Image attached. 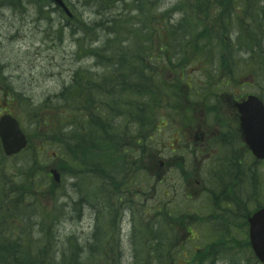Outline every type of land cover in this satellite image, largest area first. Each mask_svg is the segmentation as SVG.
I'll return each instance as SVG.
<instances>
[{"label": "trees", "instance_id": "1", "mask_svg": "<svg viewBox=\"0 0 264 264\" xmlns=\"http://www.w3.org/2000/svg\"><path fill=\"white\" fill-rule=\"evenodd\" d=\"M13 2L14 0H0V7ZM37 2H47V0H38ZM68 2L74 9L73 3ZM77 2H81L82 6L93 8L100 17L97 20L85 22L78 14H75L68 21L72 35L83 33V36L88 34L98 36L97 34L101 33L106 37L99 47L84 46V43L80 44L83 36L76 37L78 50L86 52L97 65L113 66L116 64L120 67L118 75L123 76L130 85H134L136 94L143 96L148 93L149 96H145V100L134 104L136 116L143 115L141 112H137L139 105H142L144 110L145 103L149 104L152 111L172 91L156 68L151 67L149 71L143 70L148 65L147 60L151 58H148L146 51L152 56L155 62L153 65L164 62L176 73L180 71V68L187 67L195 61L199 62L198 64L201 66L208 65L203 62L209 60L212 65L213 59H216L218 65L215 68L209 65L207 70V87H199L202 93L205 89L208 92L209 86L213 82H218L221 76H231L239 67L242 69V63L246 70L255 76L259 75L262 63L264 64V0H180L175 8L183 10L185 15L175 24L166 23L168 18L166 13L157 11L156 2L158 0H133L135 15L130 12L125 14L122 10L119 15H113L111 19H106V16L112 15L111 10L118 5V0H77ZM235 10H239L241 14L238 16H243L244 19L238 17L240 22L232 24L228 20L230 14ZM134 19H137L139 23L136 28L132 27ZM232 31L236 33V36L234 39H229V34ZM173 39L178 40L177 46L171 44ZM160 51L168 52L170 56H162ZM238 51H243L248 56L239 57L236 55ZM127 52L132 53L128 54ZM127 67L134 68L127 70ZM80 74L81 71H75L74 79L78 80ZM71 87L68 93L70 96L73 94L72 99L76 103L81 102L82 106H86L80 86ZM173 91H175L174 87ZM61 99V104L55 106L56 109H60V112L55 114L56 120L53 122H48L46 115L38 112L32 114L33 123L36 126L32 134L43 141L60 143L59 152L54 156V163L62 173H65L70 164L65 162L66 132L64 124L61 122V118H64V116L61 117V113H64V95ZM44 106L47 107V104ZM39 127L41 128L39 129ZM153 127V122H150L148 126L142 124L138 132L142 136L144 132L152 130ZM95 145L96 138L93 133L87 138V134L81 133V130L74 131L71 150L76 162H73V170L79 169L80 161L85 162L84 169L90 170L93 162L89 161L93 160L95 155L90 153L89 148ZM81 149L82 152L87 150L78 155L77 153ZM23 155L27 158L20 168L23 198L21 201L15 200L16 192H13L10 201L6 189H0V225H4L5 220H20L23 217L22 222L24 226H27L26 221L31 214L38 213V221L34 223H37L39 237L32 239L29 250L24 244H21L20 238L17 237L18 234L11 229L6 234L0 231V264H56L50 249L53 247L54 230L62 216V209L57 210L55 204L49 208L42 203V200L49 198L57 202L58 197L55 194V189L59 186L50 183L46 190H41V186L46 182V176L42 173L44 167L40 165L37 148L34 144H31L23 152ZM79 175L80 173L77 172L76 176ZM81 175L83 176V174ZM257 183H252V195L259 198L264 190L257 189ZM37 187L40 188L37 189ZM27 196H33L32 202L38 204V209L35 210V205L26 201ZM245 200V211L249 203H258L257 199H253L249 195ZM216 220L221 226L219 230L221 236L217 240L226 243V238L233 235L230 233L231 229L227 223H221L220 219L215 218L214 221ZM20 235L21 237L24 235L23 231ZM246 247H248V243H246ZM65 262L66 258L62 255L59 263L65 264ZM78 264L91 263L81 262Z\"/></svg>", "mask_w": 264, "mask_h": 264}, {"label": "flooded vegetation", "instance_id": "2", "mask_svg": "<svg viewBox=\"0 0 264 264\" xmlns=\"http://www.w3.org/2000/svg\"><path fill=\"white\" fill-rule=\"evenodd\" d=\"M234 95L237 94L226 92L223 98L221 94L217 97L218 104L212 106L207 101L202 105L203 103L186 99L184 113H179V117L169 126H162L173 130L175 135V148L171 150L175 155L165 160L143 152L142 162H136L135 154L141 148L134 146L133 133L123 130L118 135L120 142L116 144L112 134L100 129V140L106 139L112 143L107 145L112 160L109 161L108 156L104 158L107 150L100 146L97 172L99 193L95 196L94 204L80 198L69 205V208L72 207L78 213V219L83 217L85 202L92 211V215L86 217V223L82 224V232L84 228L88 232L85 239L79 241L83 249L96 248L98 257L105 264L116 261L127 263L134 258L136 224L143 228V225L157 223L160 243L168 251L163 253V258L170 259L172 264H198L199 256L205 250L209 258L213 259L216 251L225 253L226 244L234 247L233 251L228 250L226 258L238 261L236 253L241 248L236 246L245 245V238L248 236V216L245 219L244 214L246 195L241 194L245 190L243 179L238 178L233 184L230 182L235 180L229 179L225 183L224 194H212L207 193L206 183L198 178L199 171L216 161L217 152L226 151L223 158L226 160L223 163L225 167L236 168L240 172L245 165L246 146L242 141L239 113L235 107L238 98ZM108 142L101 141V144ZM185 154L188 156H184ZM154 160L157 162H153ZM136 166L147 169L148 173L157 166L159 173L155 182L161 183V186L157 183L150 184L151 179L147 178L138 179L142 186L136 188ZM186 169L188 170L185 171ZM170 170H176L180 178H165ZM177 190L182 192L181 202L175 200L177 195L173 193ZM157 192L161 194H156ZM156 196H159L158 200L149 203ZM160 197L168 200L163 201ZM199 197H204L205 202H198ZM77 206H80L79 209H76ZM201 212L215 214L221 221L223 219L229 229H232L230 233L234 238L229 235L226 243L215 242V237L211 239L210 235H219L220 231L211 233L204 229L203 240H207L208 245L200 246L196 226L210 224L204 221L200 223Z\"/></svg>", "mask_w": 264, "mask_h": 264}, {"label": "rangeland", "instance_id": "3", "mask_svg": "<svg viewBox=\"0 0 264 264\" xmlns=\"http://www.w3.org/2000/svg\"><path fill=\"white\" fill-rule=\"evenodd\" d=\"M37 1L38 0H14L13 3L3 5L0 8V88L5 90H0V99H10L16 93H19L14 102L9 101L8 108L14 114L23 116L25 119L23 126L27 132L33 130V125L28 123L26 120L27 112H31L32 107L39 106L46 98L51 99V107H53L55 103H58L53 95L57 93L64 84L70 82V78L72 77L75 70L82 69L83 73L86 74L87 70L93 72L101 71V69L96 67L94 59L90 58L88 54H83L82 52L77 53L76 37H82L83 33L72 35L67 21L61 15L63 14L61 11L56 10L54 8L55 6L51 2L47 4V2L38 3ZM65 1H70L73 3L75 8L71 9L85 22H89L94 19L97 20L100 17L94 12L93 8L82 6L81 2H77V0ZM130 1L131 0H127L126 2ZM174 1L175 0H158V2H156V5L158 6V12L163 11L165 7L170 6L172 3H174ZM124 8L125 5L119 1L118 5L112 8V15H107L106 19H111L113 15H119ZM40 9H42L41 12ZM131 13L135 15L136 11L134 10ZM178 17L179 14L168 16L167 21H169L170 24H173L177 22L179 19ZM133 22L134 23L132 27L136 28L138 23H136L135 20H133ZM234 33L235 32L232 34ZM97 35L98 36L95 34H88L87 36L84 35L81 43H84L85 46L99 47L103 44L106 37H104L101 33H98ZM96 38L97 40L95 41ZM146 53L148 58L151 57V61L147 60V64L151 65V62L155 63L149 52L146 51ZM161 55L168 57L170 56V53L162 52ZM236 55L242 57L244 53L241 51V53ZM172 60H174V58H172ZM198 63L195 61L193 62V66L189 65L186 68L185 75L191 78L193 83L200 82L202 79H204V76L202 75L203 71H207L209 69V65H218L216 59H213L212 65L209 60L203 62L204 64L207 63L208 65L200 66ZM157 66L167 79L169 77H176L173 72L169 70V67L166 63L158 62ZM251 78L252 77L250 75L245 74L244 70H241L234 73L232 81L242 85L237 89L238 92L240 90L242 93L245 92V94H259L264 99V66L262 68V72L259 75L258 81L253 82ZM100 80L102 84L109 89L116 87V82L113 80L107 79L104 81L103 78H100ZM181 87L183 92L188 90L191 93V89L186 83L181 84ZM6 94L9 96L5 97ZM188 99L192 100L193 102L203 103L202 105L206 103L204 100H199L196 95L188 96ZM183 106L184 103L182 101L178 107L180 113H184ZM54 111L55 110L53 108L45 110V113L49 115L48 118L50 120H56L54 117ZM157 130L158 131L154 137L155 148L159 149L160 158H167L172 155V148H175V146H172L173 132L164 128ZM37 142L38 140H35V143ZM56 149L57 145L55 143H51L49 146H44L45 151L41 152L40 155L41 165L47 166L52 163V152ZM185 156L188 155L185 154ZM15 160L18 161L19 158L8 159V162L11 164ZM258 170L264 171V161H262L261 164L259 163ZM142 171L143 172H138L135 174L137 181L138 179L149 178L151 179L150 184L157 183L155 182L156 175L154 173L158 170H152L151 174L148 173L147 169H142ZM216 172L218 176H221L220 170H216ZM231 173L236 177H239L243 173H245L247 178L251 176L248 170L245 168H243L240 172L238 169H236ZM216 176L211 177L209 174H205L203 171H201L199 174V177L202 181H204V184L208 183L207 179L217 178ZM165 178L177 179L180 178V174L176 170H170ZM62 180L63 183L61 181L59 187L55 189V194L58 197L57 202H54L49 198L42 200V203L49 208H52V205L55 204L57 210L59 209L61 203L64 204V206L61 208L62 216L60 221L56 224V229L54 230V243L50 251L53 253L52 258L56 264H60L59 261L62 255H64V258H66L65 264H78L79 260L76 253L79 250L74 249L73 245H69L67 236L70 235V233L72 235L76 234L79 238V241L83 240L88 232H86L85 228L84 232H82V226H80V224L86 223V217L88 215H92V213L89 207H83L84 214L81 218V221L77 218V212H75V219L68 218L69 215H74V212L67 214L69 211L68 203L73 205V202L79 200L80 197L72 189L76 188L74 178L70 179L68 173H66ZM157 185L160 187L161 183H157ZM141 186L142 184L137 183V186L135 187L139 188ZM41 188V190L46 189L45 186H41ZM181 193L182 192L180 190H177V192L173 193L177 195L175 198L177 202H181L182 200ZM156 194L161 193L157 192ZM261 194L264 197V193L261 192ZM158 198L159 196L154 197L149 203L157 201ZM160 199L163 201L168 200V198L164 197H160ZM204 199V197H199L198 202L204 203ZM250 206L251 205H249L248 208ZM34 218L36 221H38L39 214L36 213ZM136 227H138V224H136ZM196 228L199 232L198 242L200 244V241L204 239L205 233L203 231L204 229L202 225H198ZM31 234L24 235L31 237L32 239H37L39 237L37 232ZM230 251H233V249ZM85 255L86 253L84 252L81 256L84 257ZM128 258L131 259L130 256H128ZM226 259H220L216 264H229L228 260ZM239 261L240 264L257 263L252 255H250L248 251L245 250L242 251V256L239 258ZM90 262L92 264L95 263L94 260Z\"/></svg>", "mask_w": 264, "mask_h": 264}, {"label": "water", "instance_id": "4", "mask_svg": "<svg viewBox=\"0 0 264 264\" xmlns=\"http://www.w3.org/2000/svg\"><path fill=\"white\" fill-rule=\"evenodd\" d=\"M62 7L68 15V9L62 0H51ZM242 128L245 141L258 158H264V106L258 97L249 95L240 105ZM0 140L5 154L11 155L25 147L27 140L17 120L10 115L0 117ZM53 179L58 182L60 174L50 169ZM249 240L255 256L264 264V207L255 211L248 219Z\"/></svg>", "mask_w": 264, "mask_h": 264}, {"label": "bare ground", "instance_id": "5", "mask_svg": "<svg viewBox=\"0 0 264 264\" xmlns=\"http://www.w3.org/2000/svg\"><path fill=\"white\" fill-rule=\"evenodd\" d=\"M180 0H175L174 1V3H172L170 6H168V7H165L164 9H163V11L162 12H164V13H166V15L167 16H172V15H174V14H179V19L181 18V17H183L184 15H185V12L183 11V10H181V9H176L175 8V6H176V4L179 2ZM6 5V4H5ZM8 5V4H7ZM2 7V6H1ZM0 7V8H1ZM192 26H193V23L191 24ZM177 43H178V40L177 39H173V40H171V44L172 45H174V46H177ZM96 65V67H98L99 69H103L102 68V65H97V64H95ZM98 73H99V76L97 77V78H95L94 80H92V81H90L89 83L90 84H92V86L94 87V88H96L97 90H100V91H102L103 92V95L100 97V100L102 101V100H107V101H110V97H111V95L114 93V92H116L118 89L116 88V89H109V88H107L106 86H104L103 84H102V82H101V80H100V78H103V80L104 81H106L107 79H109V80H114V78L112 77V76H109V75H107V76H103V77H101L100 75V73H101V71H98ZM76 78V77H75ZM89 78H91L90 76H88L87 74H85V73H81L80 75H79V79L77 80V79H74V75H73V78L71 77L70 78V82L69 83H67V84H64L63 85V89L65 90V91H68L69 89H71L72 87L71 86H78L79 87V85H80V83L84 80V79H89ZM117 84H118V86H120L121 87V89H128V88H130L131 87V85L127 82V81H125L124 79H119V80H117ZM133 95H134V97L132 98L133 100H134V102L135 103H138L139 102V100H145L146 99V97L145 96H141V95H139L138 93L136 94V93H133ZM114 104V103H113ZM139 104V103H138ZM116 107H119L117 104H114ZM71 111L72 112H75L76 114H77V116H82L83 115V113L85 112L83 109H81V108H79V107H72L71 108ZM120 111L122 112V110L120 109ZM137 112H141V113H143V109H142V105H139V107H138V110H137ZM106 118H105V120H106V122L107 123H110V124H114V123H118V120L116 119V117H114L113 115H111V114H109L108 116H105ZM139 119V118H138ZM83 121L82 120H78V122H77V125H78V128L76 129V130H82L83 129ZM128 126V125H127ZM128 127H130V126H128ZM131 133H133L134 134V132L133 131H130ZM73 133H74V131H73ZM73 133H72V135H73ZM93 133V135H94V137L95 138H97V137H99L100 136V133H97V132H94V131H92V130H89L88 132H87V138H88V135H91ZM71 139H72V136H71ZM69 143V141H67V144ZM90 150L89 151H93L94 149H95V146L94 147H92V148H89ZM86 150L87 149H85V151L84 152H82V149H81V151L80 152H78L77 154L78 155H81L82 153H85L86 152ZM5 163L4 162H2L1 161V159H0V169H1V167L4 165ZM221 187H222V190L225 188V184L224 183H222L221 184ZM64 206V204H62L61 203V205L59 206V208H62ZM79 207L80 206H77V208L76 209H79ZM57 211V210H56ZM73 212H76V211H74V209L71 207V208H69V211H68V213H73ZM38 231H39V229H38V227L36 226L35 228H34V232H37L38 233ZM32 235V234H31ZM20 241H21V244H24L25 246H26V248L27 249H31V244H32V238L31 237H28V236H26V235H24V236H22L21 238H20ZM95 250H96V248H95ZM19 264V263H18Z\"/></svg>", "mask_w": 264, "mask_h": 264}]
</instances>
